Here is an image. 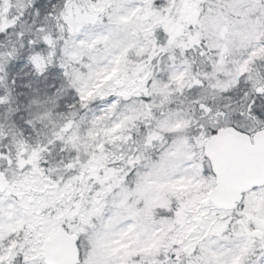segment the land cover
<instances>
[{"label": "snow or ice", "instance_id": "snow-or-ice-1", "mask_svg": "<svg viewBox=\"0 0 264 264\" xmlns=\"http://www.w3.org/2000/svg\"><path fill=\"white\" fill-rule=\"evenodd\" d=\"M0 264H264V0H0Z\"/></svg>", "mask_w": 264, "mask_h": 264}]
</instances>
